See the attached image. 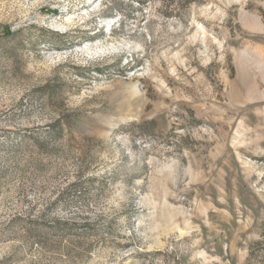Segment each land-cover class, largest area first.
<instances>
[{
	"label": "rangeland",
	"instance_id": "obj_1",
	"mask_svg": "<svg viewBox=\"0 0 264 264\" xmlns=\"http://www.w3.org/2000/svg\"><path fill=\"white\" fill-rule=\"evenodd\" d=\"M263 233L264 0H0V264H264Z\"/></svg>",
	"mask_w": 264,
	"mask_h": 264
},
{
	"label": "trees",
	"instance_id": "obj_2",
	"mask_svg": "<svg viewBox=\"0 0 264 264\" xmlns=\"http://www.w3.org/2000/svg\"><path fill=\"white\" fill-rule=\"evenodd\" d=\"M62 131H63V126L59 123V121L54 122V124L50 125V130L48 133L45 135V138H52L54 139H60L62 137ZM30 222V224L28 222ZM34 219L31 218H21L20 217V222L22 223L24 227V233H28L30 235H42L43 232L41 227H38L37 224L34 223ZM60 222L55 221L54 224L52 225V228L57 229L60 224ZM59 225V226H58ZM13 224L8 225L7 232L12 230ZM9 233V232H8ZM262 241L264 242V233Z\"/></svg>",
	"mask_w": 264,
	"mask_h": 264
}]
</instances>
